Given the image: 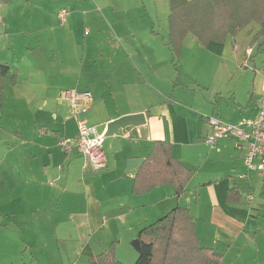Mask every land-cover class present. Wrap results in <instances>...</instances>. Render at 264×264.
<instances>
[{
	"label": "crops",
	"instance_id": "obj_1",
	"mask_svg": "<svg viewBox=\"0 0 264 264\" xmlns=\"http://www.w3.org/2000/svg\"><path fill=\"white\" fill-rule=\"evenodd\" d=\"M71 1L82 10H88L85 1L91 0ZM106 2L109 25L88 13L90 23L98 31L104 30L110 37L112 35V39L118 42L116 49L120 50L121 59L92 61L91 72H103L101 81L105 93L96 88L95 84L100 80H85V74L82 76L83 85L58 87L54 100L59 105V112H53L46 124L39 123L51 126L53 135L49 136V132L38 127V123L29 124L25 127L28 130L25 131L26 137L19 144L25 151L14 147L8 155V183L10 194L13 193L11 207L16 206L12 210L14 213H9L10 222L18 218L50 226L47 232L38 230L33 236L34 240L40 238L49 242L52 251L49 255L45 252L40 257H33L31 264H64L62 258L65 254L59 252V241L68 243L70 248L66 252L70 257L67 264H88L89 259L108 251L112 244L118 261L135 264L139 258L135 248L139 232L177 207L189 210L200 246L212 249L220 256L217 264H264V174L259 177L254 172H247L244 149L237 146L235 139H221L215 145L206 143L211 133L209 117L237 124L257 115L261 84L259 97L255 99L257 94L251 93L246 104L228 103L223 99L224 93L235 96L236 93L224 92L215 85L209 87L212 90L205 88V92L193 88L184 90L183 78L192 82L197 80L193 69L204 66H200L203 63L198 60L174 59L168 46L169 0ZM62 10L68 9H58L54 17L43 7H38L32 9V15L38 23L51 21L44 30L49 28L47 26L53 27L54 22L62 28L69 17H73L69 9L70 14L63 24L58 16ZM117 14L120 15L119 21L116 20ZM0 22V40L4 41L12 27L9 28L5 16ZM49 30L56 32V39H59V28ZM259 30L260 27L252 23L244 30L241 45L236 43V38L229 37L223 44L211 42L207 47H202L189 34L183 42L181 55L189 42L192 48L201 47L215 54L224 65L227 63V81L233 80V71H237L242 60L244 68H250L256 78L262 79L264 60L254 58L256 50L251 44ZM88 33L86 29L84 34ZM263 40L255 45L259 47ZM30 46L26 49L28 52L33 50ZM249 50L252 51L248 56ZM245 56L255 60L254 66H249ZM98 63L104 64L105 69H98ZM12 68L19 73L17 67ZM211 78H216L213 70ZM8 85L11 86L7 84L6 88ZM18 86L17 76V83L12 87ZM65 90L92 94L93 105L85 119L104 135L111 121L137 113L148 114L146 125L132 127L122 136L105 137L107 167L102 171L85 169L84 159L76 149L67 154L59 145L61 139L77 135L76 121L70 117L68 104L61 97ZM197 92L204 100L192 96ZM26 93L27 90L23 95ZM223 101L226 102L224 108ZM17 134L18 140L23 138L20 131ZM155 142L171 144L174 158L192 172L184 193L179 196L172 185H159L140 193L134 191L136 174L152 153ZM131 159L144 162L139 169L127 174V161ZM17 189L21 195L14 192ZM1 208L0 204V211ZM120 227L125 228L126 236L131 237L130 243L124 242ZM113 230L116 232L111 234ZM33 244L28 242L26 246ZM119 245H123L122 248ZM25 254L26 250H14L13 255L9 253L8 260L1 259L0 264H29Z\"/></svg>",
	"mask_w": 264,
	"mask_h": 264
},
{
	"label": "rangeland",
	"instance_id": "obj_2",
	"mask_svg": "<svg viewBox=\"0 0 264 264\" xmlns=\"http://www.w3.org/2000/svg\"><path fill=\"white\" fill-rule=\"evenodd\" d=\"M85 2L87 4L85 7L89 8L88 10H82L71 0H0V20L5 16L7 21H9V28L12 27L7 32L6 39L4 41L0 40V61L7 62L12 67H17L19 71V86L18 88H13L12 85H8L5 92H3L4 110L0 112V204L2 205L0 211V260H8L6 257L9 256V253L13 255L14 250L23 252L26 250L25 258L27 263L31 264L34 260L33 257H40V254L45 252L49 255V252L52 251V245L49 242H44L40 238L34 240L33 236V232L38 230L47 232L50 226H41L36 220L26 222L17 217L14 222H10L9 213H14L12 210L16 206L15 208L11 207L13 193L10 194L8 183L9 153L14 147L20 148L22 152L25 151L24 146L19 144L26 137L25 131H28L25 130L26 126L38 123V127H41L42 125L39 123L46 124L48 120H51L53 112H59V105L54 100L58 87H64L65 89L83 85L85 82L82 76L85 74L87 76L85 80H100L95 84L96 88L101 89L102 93H105L106 89L101 81L103 72L99 74L94 72L93 74L90 70L92 61L95 59H121L120 50L116 49L117 46H115L118 45V42L112 39L113 36L111 35L110 37L109 33H104V30L98 31L90 23L89 18L91 16H88V13L91 15L93 13L94 16L104 21V24L109 25L110 15L105 8L106 0ZM59 6L67 8L68 11L71 10L73 17L70 16L68 22L62 28L56 22L53 23V27L47 26L49 28H59V39H56V32L49 30V28L44 30V26L51 21L48 23L44 22V24L38 23L36 18L33 19L32 9L43 7L48 11V14H53L55 17L58 14L57 10L61 9ZM54 17L51 16L52 20H54ZM119 19L120 15L117 14L116 20L119 21ZM33 21L35 22L33 23ZM86 29L89 30L90 33L88 34L90 35L84 34ZM244 30L235 37L236 43L239 45H241L240 41L245 34ZM116 36V39H118L119 34L116 33ZM261 42L262 44L259 47L256 45L252 47L256 50L254 58L261 57L264 60V40ZM188 44L189 42L179 60H198V62L203 63L199 65L204 67L198 66L193 69L198 76L197 80L192 82L185 77L183 78L184 90L193 88L205 92L207 91L205 88L211 89L209 87L215 85V87L223 89L224 92L234 91L236 93V96L234 94L225 95L224 93L223 99L232 104L234 102L246 104L251 97V93L257 94L255 99L259 97V86L262 83V79L260 77L256 78L253 71L252 73L249 71L251 70L250 68H244L242 66L243 60L240 62L237 71H233V80L227 81L225 77L227 63L224 65V62L220 61L221 59L215 54L198 46L192 48ZM29 45H31L30 48L33 47L31 52L26 50ZM244 58L249 63V66H254L255 60H251L247 56ZM97 66L98 69H105L104 64L100 65L98 63ZM211 70L216 72V78L214 79L211 78ZM175 81L177 82V80ZM26 90L27 93L23 95ZM196 94L192 96L204 100L201 93L197 92ZM221 105L223 108L226 107V102L223 101ZM37 118H39V122H36ZM47 126H42L43 130L48 131L49 136H52L53 128L49 125ZM18 131L21 132L23 137L20 140H18ZM47 142L49 143V137H47ZM14 192L20 193L19 195L22 194L19 189ZM21 201L25 200L22 199ZM119 231L124 237V242L128 241L130 243L131 237L126 236L125 228L120 227ZM110 232L112 234L116 230ZM31 238L33 239L32 241ZM20 239L23 240L20 241ZM28 242L34 244L27 247L26 243ZM15 244H17L16 247H14ZM122 246L119 245V248H122ZM69 250L68 243L59 241V252L63 255L65 254L62 258L64 264H67L70 258L66 256V252Z\"/></svg>",
	"mask_w": 264,
	"mask_h": 264
},
{
	"label": "trees",
	"instance_id": "obj_3",
	"mask_svg": "<svg viewBox=\"0 0 264 264\" xmlns=\"http://www.w3.org/2000/svg\"><path fill=\"white\" fill-rule=\"evenodd\" d=\"M170 42L174 59L181 55L187 35L194 36L202 47L211 42L223 44L235 38L252 23L260 30L252 40L264 39V0H169ZM18 73L0 61V112L4 110L6 85L17 83ZM192 172L173 156L172 145L155 142L152 153L135 177L134 191H148L159 185H172L177 196L184 193ZM139 258L135 264H217L220 256L200 246L195 223L189 210L177 207L138 234ZM112 245L88 264H123L117 260Z\"/></svg>",
	"mask_w": 264,
	"mask_h": 264
},
{
	"label": "built area",
	"instance_id": "obj_4",
	"mask_svg": "<svg viewBox=\"0 0 264 264\" xmlns=\"http://www.w3.org/2000/svg\"><path fill=\"white\" fill-rule=\"evenodd\" d=\"M69 14L68 10H62L58 15L63 24ZM251 51L249 50L248 56ZM61 97L68 104L70 117L76 121L77 135L75 138L61 139L60 147L67 154L76 149L84 159L85 169L91 168L95 171L106 169L105 135L99 133L97 127L89 125L85 119V115L93 105L92 94L65 90ZM208 123L211 133L206 138V143L215 145L221 139H235L237 146L244 149L243 161L247 172H254L262 177L264 174V71L258 113L254 118L243 119L237 124H228L211 116L208 118ZM252 197V195L249 196L251 199Z\"/></svg>",
	"mask_w": 264,
	"mask_h": 264
},
{
	"label": "water",
	"instance_id": "obj_5",
	"mask_svg": "<svg viewBox=\"0 0 264 264\" xmlns=\"http://www.w3.org/2000/svg\"><path fill=\"white\" fill-rule=\"evenodd\" d=\"M146 113H137L132 115L123 116L117 120L111 121L107 124V130L105 137H110L114 135L122 136L132 127H140L146 125ZM144 160L142 159H131L127 161L126 173H131L134 170L139 169ZM135 248L140 251V244L138 240L135 242Z\"/></svg>",
	"mask_w": 264,
	"mask_h": 264
}]
</instances>
